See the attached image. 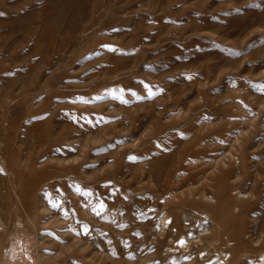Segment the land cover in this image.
<instances>
[{"label":"rangeland","instance_id":"rangeland-1","mask_svg":"<svg viewBox=\"0 0 264 264\" xmlns=\"http://www.w3.org/2000/svg\"><path fill=\"white\" fill-rule=\"evenodd\" d=\"M0 171V264H261L264 0H0Z\"/></svg>","mask_w":264,"mask_h":264},{"label":"bare ground","instance_id":"bare-ground-1","mask_svg":"<svg viewBox=\"0 0 264 264\" xmlns=\"http://www.w3.org/2000/svg\"><path fill=\"white\" fill-rule=\"evenodd\" d=\"M1 166H3V165H1ZM14 166V165H13ZM29 166V165H28ZM4 167V166H3ZM7 167V166H6ZM15 168V167H14ZM13 168V169H14ZM17 168V167H16ZM12 169V170H13ZM4 170V169H3ZM20 170V169H19ZM18 170V171H19ZM7 171H11V168L10 169H8ZM17 171V170H16ZM15 171V172H16ZM21 171V170H20ZM45 171H46V176H45V178H43V180H42V183H43V185L44 186H41V187H43V189L46 187V188H49V186H50V180H51V176H50V174L52 173V172H50V171H53V170H51V164H50V162H48L47 164H45ZM1 172V171H0ZM2 173V172H1ZM5 173V172H4ZM12 173H14V170H13V172ZM8 174V173H7ZM9 174H10V172H9ZM15 174V173H14ZM16 174H18V173H16ZM15 174V175H16ZM5 174H3V176H4ZM21 175V174H20ZM52 175V177H54L53 176V174H51ZM22 176V175H21ZM1 177L2 176H0V180H1ZM5 177V176H4ZM11 177V176H10ZM13 177V176H12ZM20 177V176H19ZM34 177V176H33ZM32 177V178H33ZM15 178H17V177H15ZM14 178V179H15ZM5 180V179H4ZM35 180V179H34ZM54 180V179H53ZM14 181H16V180H14ZM13 181V182H14ZM21 181V180H20ZM36 181V180H35ZM11 182H12V180H11ZM1 183V182H0ZM12 184V183H11ZM16 184H18V182L16 183ZM16 184H15V187H16ZM17 186H19V185H17ZM33 187H35V190L37 189V187L35 186V185H33L32 186V188ZM9 188V187H8ZM19 187H17V189H18ZM31 188V189H32ZM14 190H15V188H13ZM40 190V188H38V191ZM33 191V190H32ZM31 191V192H32ZM47 191V190H46ZM0 193H3V191L2 192H0ZM33 194H32V200H33V204H34V207L35 208H40L41 209V211H45L46 209H47V207L49 206V204H47L48 206L46 207V204L44 203L45 202V200H44V198L42 197V196H40L39 195V193H38V195L36 194V195H34V192H32ZM43 193V192H42ZM46 193V192H45ZM46 195H47V193H46ZM3 196V195H2ZM26 197H27V195H26ZM49 197V196H48ZM17 198V197H16ZM46 198V197H45ZM47 199V198H46ZM13 201V200H12ZM49 201H50V199H49ZM2 202H4V201H2ZM18 202V201H17ZM52 203V202H51ZM0 206H2V208H5V207H3V205L1 204V202H0ZM51 207V206H50ZM49 209V208H48ZM52 210V209H51ZM6 211V210H5ZM10 211V210H9ZM27 211V210H26ZM49 211H50V209H49ZM7 212V211H6ZM30 212V211H29ZM5 213V212H4ZM7 213H9V212H7ZM48 213V212H47ZM17 215H18V213H16ZM27 214H29V213H27ZM44 214H45V212H44ZM49 214H51V213H49ZM7 215V214H6ZM20 216V215H19ZM22 216V215H21ZM20 216V217H21ZM46 216V215H45ZM45 216H44V218H45ZM2 217H3V215H2ZM7 217V216H6ZM5 217V218H6ZM15 217H16V215H15ZM18 217V216H17ZM26 217V216H25ZM29 217V216H28ZM4 218V217H3ZM47 218V217H46ZM17 219V218H16ZM16 219H15V221H16ZM20 219V218H19ZM6 221H7V219H5ZM5 221V222H6ZM3 222V221H2ZM14 222V221H13ZM40 222V221H39ZM43 222V221H42ZM44 222H46L45 220H44ZM256 222H258V221H256ZM23 223H24V221H23ZM37 223V222H36ZM36 223L34 224L35 226H36ZM2 224V223H1ZM6 224V223H5ZM14 224V223H13ZM3 225V224H2ZM6 225H9V223L8 224H6ZM12 226V225H11ZM39 226V225H38ZM37 226V227H38ZM8 227V226H7ZM10 227V226H9ZM16 227V226H15ZM21 227H23V225L21 226ZM19 228V227H18ZM24 228V227H23ZM25 228H27V227H25ZM36 228V227H35ZM13 229H15L14 227H13ZM1 230V229H0ZM17 229H15V231H16ZM37 230V229H36ZM15 231H13V232H15ZM26 231H27V229H26ZM17 232V231H16ZM18 233V232H17ZM24 233V232H23ZM22 232L20 233V234H23ZM264 233V232H263ZM1 235V234H0ZM4 235V234H3ZM13 235V234H12ZM11 235V236H12ZM17 235V234H16ZM19 235V234H18ZM24 235V234H23ZM263 235V234H262ZM6 237V236H5ZM16 237V236H15ZM20 237V236H19ZM255 237V236H254ZM18 238V237H17ZM16 238V239H17ZM27 238V237H26ZM5 238H3V240H4ZM13 239H14V237H13ZM12 239V240H13ZM15 239V240H16ZM6 240V239H5ZM22 240V239H21ZM24 240V239H23ZM254 240H256L257 241V243H259L260 242V240H263L262 238H261V233L259 234V236H257L256 238H254ZM17 241V240H16ZM18 242V241H17ZM21 242V241H20ZM24 242H25V240H24ZM29 242V241H28ZM27 242V243H28ZM262 242V241H261ZM14 243H15V241H14ZM1 244L2 243H0V246H1ZM18 244V243H17ZM24 244V243H23ZM26 244V243H25ZM255 244V243H254ZM259 245V244H258ZM3 246V245H2ZM11 246H12V244H11ZM15 245H13V247H14ZM21 246V245H20ZM19 246V247H20ZM1 248V247H0ZM12 248V247H11ZM246 248V247H245ZM3 249V248H2ZM8 249V248H7ZM14 249V248H13ZM19 249H21V248H19ZM18 250V249H17ZM246 250V249H245ZM244 250V251H245ZM5 251H6V249H5ZM13 251V250H12ZM12 251H9V252H12ZM247 251V250H246ZM17 252V251H16ZM238 252H240V251H238ZM14 253V252H13ZM25 253V252H24ZM241 254H242V251H241ZM240 254V255H241ZM25 255V254H24ZM236 255V254H235ZM234 255V256H235ZM8 256V255H7ZM12 256V255H11ZM10 256V257H11ZM13 256H16V255H13ZM20 256H22V254L20 255ZM3 257V256H2ZM9 257V258H10ZM23 257V256H22ZM237 257V256H236ZM13 257H11V259H12ZM17 258H19V257H17ZM240 258H241V256H240ZM4 259V258H3ZM20 259V258H19ZM6 261V260H5ZM8 261V260H7ZM11 261V260H10ZM260 261H262L261 262V264H264V256L260 259ZM13 262V261H12ZM18 262V261H17ZM16 262V263H17ZM23 262V261H22ZM6 263V262H5ZM238 263V262H237ZM3 264V263H2ZM9 264V263H8ZM15 264V263H14ZM19 264V263H18Z\"/></svg>","mask_w":264,"mask_h":264},{"label":"snow or ice","instance_id":"snow-or-ice-1","mask_svg":"<svg viewBox=\"0 0 264 264\" xmlns=\"http://www.w3.org/2000/svg\"><path fill=\"white\" fill-rule=\"evenodd\" d=\"M149 95H155V93H152L151 91L149 92ZM131 159H135L134 157H132ZM54 207H57V205H54ZM101 207H103V205H101Z\"/></svg>","mask_w":264,"mask_h":264}]
</instances>
